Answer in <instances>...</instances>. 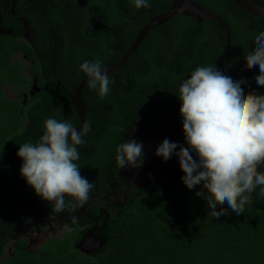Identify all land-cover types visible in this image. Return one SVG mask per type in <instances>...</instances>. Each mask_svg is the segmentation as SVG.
Wrapping results in <instances>:
<instances>
[{
  "label": "trees",
  "instance_id": "1",
  "mask_svg": "<svg viewBox=\"0 0 264 264\" xmlns=\"http://www.w3.org/2000/svg\"><path fill=\"white\" fill-rule=\"evenodd\" d=\"M192 1L226 22L231 36L228 68L246 74L248 52L264 30V18L248 14L230 0ZM251 1L264 7V0ZM80 2L78 20L73 16L75 5H70L69 24L35 26L31 48L0 39V165L19 158L16 152L22 143H35L48 117L66 119L76 127L77 116L66 93L87 78L79 65L99 58L105 69L112 66L130 49L143 26L166 11L172 0H151L150 7L139 10L131 0ZM62 31L75 38L61 39ZM224 45L225 31L218 21L198 22L179 14L150 30L131 59L109 75L113 83L108 96L100 99L88 85L81 90L91 130L78 146L76 163L81 175L93 183L90 193L95 200L108 190L115 173L124 169L118 168L115 156L117 146L127 140L128 124L148 112L169 109L180 82L197 66L222 69ZM17 52L31 57L28 72L40 88L29 97L30 107L21 103L31 80L22 73L27 65L12 60ZM249 83V91L261 87L255 76ZM8 87L15 99L4 91ZM20 166L0 170V231L6 232L0 237V253L8 240L10 207L35 194L20 176ZM206 184L189 189L182 182L140 188L126 183L127 199L112 212L108 230L100 233L102 245L93 256L74 248L83 232L49 239L33 251L26 248V241L18 242L0 264H264V197L254 192L243 213L228 209V215H219L211 186L207 194L200 190Z\"/></svg>",
  "mask_w": 264,
  "mask_h": 264
},
{
  "label": "clouds",
  "instance_id": "2",
  "mask_svg": "<svg viewBox=\"0 0 264 264\" xmlns=\"http://www.w3.org/2000/svg\"><path fill=\"white\" fill-rule=\"evenodd\" d=\"M131 3L139 10L150 7L151 0ZM257 35L258 42L248 55L249 62L259 67L256 84L264 86V30ZM79 70L100 99L110 94L113 81L101 59L85 60ZM249 79L248 74L232 68L197 66L182 79L176 95L186 146L164 138L154 153L162 161L177 157L185 187L192 189L206 180L200 190L207 194L211 186V199L219 215H228V209L237 215L243 213L254 192L264 197V93L250 92ZM43 129L35 143L19 145L20 176L57 213L69 206H83L94 185L81 175L76 161L80 159L78 146L84 143L90 124L77 128L66 119L50 116ZM143 156V143L129 139L117 146L115 160L120 169L139 167Z\"/></svg>",
  "mask_w": 264,
  "mask_h": 264
},
{
  "label": "flooded vegetation",
  "instance_id": "3",
  "mask_svg": "<svg viewBox=\"0 0 264 264\" xmlns=\"http://www.w3.org/2000/svg\"><path fill=\"white\" fill-rule=\"evenodd\" d=\"M70 5H75V9H80L81 2L80 0H0V39H6L8 42L15 41L22 46L27 44L31 48L37 32L35 26L69 24V17L72 14ZM75 15L78 16L75 18L76 21L81 16L77 9L73 13V16ZM60 33H62L61 39L75 38L71 32L62 31ZM82 35L85 36L86 32ZM29 58L31 57L27 52L25 54L17 52L12 55L14 62H23L27 65V68H22V73L28 76L31 83L29 81L26 92L22 94L26 98L21 101L22 105L27 107H30L28 105L29 97H33L40 91L37 84L38 91L32 90L33 82L37 79L28 72V66L33 65ZM244 69L250 79L259 74L258 65L249 63V66L244 67ZM263 88L264 86H261L250 92H256ZM4 91L12 99L17 97L15 93L10 91L9 87L5 88ZM70 93H66L67 96ZM261 93H264V90ZM176 95L178 96L179 93L172 96L173 102L169 99L171 101L169 109L160 114L148 112L147 116L141 115L140 118L128 124L125 136L127 140L134 139L143 143V162L139 167H125L122 172H116L113 176L115 180L108 185V190L99 196L98 200H95L90 193L88 201L83 206L79 204L69 206L57 213L54 208H51L49 202L32 194L29 198H24L25 201L22 202V205L16 208L10 207L13 211H10V218H7L10 222L9 228L6 230L9 235L8 240L2 244L3 251L0 253V261L3 259V255L10 257L13 254L14 245L18 242L26 241V248L33 251L49 239L64 238L75 233L79 235L83 232L84 237L74 245V248L83 255L93 256L102 245L100 233L108 230V222L111 220L112 212L119 206H123L127 199L126 192L129 188L126 187V183L128 185L131 183L135 188L158 183L163 185L172 182L181 183L180 178L183 172L179 168L177 157L172 156L167 161H162L160 157L154 154L156 147L164 138L177 142L181 146H186L179 115L180 102ZM70 102L72 105V101ZM134 171L136 175L132 174ZM123 177L125 178L123 179ZM202 182L207 183L206 180ZM92 205L95 206L94 210H92ZM79 223L83 224L80 225ZM2 230L4 231H0V237L6 233L5 229ZM83 239H87L90 244L84 245V251H81L78 246Z\"/></svg>",
  "mask_w": 264,
  "mask_h": 264
},
{
  "label": "water",
  "instance_id": "4",
  "mask_svg": "<svg viewBox=\"0 0 264 264\" xmlns=\"http://www.w3.org/2000/svg\"><path fill=\"white\" fill-rule=\"evenodd\" d=\"M232 1L236 6L247 12L248 14L256 17L264 18V7L259 6L255 3H253L251 0H230ZM179 14H184L188 17L196 19L198 22H202L207 19H214L218 21L224 28L225 31V45H224V51H223V68L228 67V58L230 53V45H231V36L229 28L226 24V22L219 17L218 15L214 14L212 11L203 8L202 6L196 4L192 0H172L171 5L169 8L164 11L163 13H160L156 16H154L143 28L139 31L137 34L132 46L130 49L120 56V58L110 67L106 68L107 74H113L115 73L119 68H121L123 65H125L133 56L145 36L148 34L150 30L153 28L160 26L161 24L171 20L172 18L176 17ZM87 79H83L77 86L73 89L72 93H70L68 96L72 101L73 108L75 110L76 116L78 118V124L77 128H80L83 123L87 122V113H86V106L83 102V99L81 97V90L84 88L87 84ZM32 90L35 92L38 91L36 81L33 82ZM264 90L261 89L259 91H256L255 93L259 94ZM26 97L23 96V99ZM16 163H22L20 158L8 161L6 163H3L0 165V170L9 167L12 164ZM141 187V186H139ZM86 244H90V242L87 241V239H83L80 241V245L78 248L81 251L83 250V246Z\"/></svg>",
  "mask_w": 264,
  "mask_h": 264
},
{
  "label": "rangeland",
  "instance_id": "5",
  "mask_svg": "<svg viewBox=\"0 0 264 264\" xmlns=\"http://www.w3.org/2000/svg\"><path fill=\"white\" fill-rule=\"evenodd\" d=\"M131 172H132V171H131ZM132 174L136 175L135 171H134V173H132Z\"/></svg>",
  "mask_w": 264,
  "mask_h": 264
},
{
  "label": "bare ground",
  "instance_id": "6",
  "mask_svg": "<svg viewBox=\"0 0 264 264\" xmlns=\"http://www.w3.org/2000/svg\"><path fill=\"white\" fill-rule=\"evenodd\" d=\"M142 43V42H141Z\"/></svg>",
  "mask_w": 264,
  "mask_h": 264
}]
</instances>
